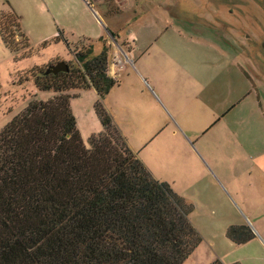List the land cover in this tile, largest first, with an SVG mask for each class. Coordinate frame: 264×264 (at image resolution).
<instances>
[{"label":"rangeland","instance_id":"obj_1","mask_svg":"<svg viewBox=\"0 0 264 264\" xmlns=\"http://www.w3.org/2000/svg\"><path fill=\"white\" fill-rule=\"evenodd\" d=\"M88 3L0 0V16L16 12L29 42L13 51L0 37V132L32 101L55 97L37 91L28 71L70 68L76 51L105 47L117 81L105 108L152 175L194 208L203 242L185 264H264V0H106L112 18ZM114 55L125 66L117 79ZM201 81L215 86L213 106L222 95L224 112L196 139L192 130L212 121L188 103ZM70 94L89 147L103 130L97 93ZM231 226L255 238L236 245L226 236Z\"/></svg>","mask_w":264,"mask_h":264},{"label":"trees","instance_id":"obj_2","mask_svg":"<svg viewBox=\"0 0 264 264\" xmlns=\"http://www.w3.org/2000/svg\"><path fill=\"white\" fill-rule=\"evenodd\" d=\"M0 37L13 51L29 45L13 10L0 16ZM74 63L57 75L28 71L55 97L32 101L0 132V264H185L203 242L194 208L152 175L105 108L117 85L107 49L95 55L90 44ZM88 89L103 128L89 147L70 94ZM226 236L236 245L255 238L247 226Z\"/></svg>","mask_w":264,"mask_h":264},{"label":"crops","instance_id":"obj_3","mask_svg":"<svg viewBox=\"0 0 264 264\" xmlns=\"http://www.w3.org/2000/svg\"><path fill=\"white\" fill-rule=\"evenodd\" d=\"M120 1V0H119ZM118 0H115V2H119ZM88 2L90 3H94V4H97L99 7H101V12L104 16H106L107 18H112V13H111V10L107 8V5L105 4L106 0H89ZM87 0H86V3H88ZM123 2V1H122ZM123 4V3H122ZM88 6L90 7V9L92 11H94L92 8H91V5H89L88 3ZM102 8L104 9V11L102 10ZM76 22L78 23V20H76ZM116 33V31H115ZM64 34V32H63ZM116 36H119L118 34H116ZM103 39V37L101 38ZM100 39V40H101ZM102 51V49L99 51V53ZM134 51V49H130L129 53L132 54V52ZM99 53L96 52V55H99ZM129 54V55H130ZM116 55H114V59H113V62L112 64L115 62ZM133 64H134V61H133ZM125 66H123L124 68ZM122 72V70H121ZM111 74V73H110ZM217 83H219L218 86L222 87L223 89V83L224 81L222 79H220L219 81L217 80ZM214 87L213 84L211 82H198L195 85H191V90L190 92L188 93V97H189V104H195L194 106H191L193 109H200L201 112L202 111H205V113H209V116L212 118V121H208L209 123H207L206 125L204 126H200L199 127V130H192V134L196 137L200 136V134H202L204 131H206L209 126H211V124L217 119L219 118L220 116H222V113L224 112L223 109V101H222V95L218 98L219 101H216L215 105L213 106V97H214V93H217L215 90H214ZM239 102V100L237 101ZM234 104V101H231V105ZM214 119V120H213Z\"/></svg>","mask_w":264,"mask_h":264},{"label":"water","instance_id":"obj_4","mask_svg":"<svg viewBox=\"0 0 264 264\" xmlns=\"http://www.w3.org/2000/svg\"><path fill=\"white\" fill-rule=\"evenodd\" d=\"M86 2V0H84ZM70 68L69 65L65 62H59L58 64L54 66H50L49 69L47 70V74H60V73H67L69 72Z\"/></svg>","mask_w":264,"mask_h":264},{"label":"built area","instance_id":"obj_5","mask_svg":"<svg viewBox=\"0 0 264 264\" xmlns=\"http://www.w3.org/2000/svg\"><path fill=\"white\" fill-rule=\"evenodd\" d=\"M128 63L132 64L133 62L131 60H128ZM123 66H124V63H121V61L119 62L118 60H115V62L112 64V68H111V72H110L111 75L113 76V78L117 79V77L119 76V72L121 71V67H123Z\"/></svg>","mask_w":264,"mask_h":264}]
</instances>
